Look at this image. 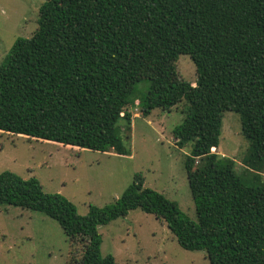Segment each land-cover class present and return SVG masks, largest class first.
I'll use <instances>...</instances> for the list:
<instances>
[{"label": "trees", "instance_id": "1", "mask_svg": "<svg viewBox=\"0 0 264 264\" xmlns=\"http://www.w3.org/2000/svg\"><path fill=\"white\" fill-rule=\"evenodd\" d=\"M180 55L193 62L195 84L178 77ZM143 81L142 117L184 104L173 137L179 148L190 144L184 168L196 221L141 174L112 204L81 216L35 178L6 171L0 205L55 220L73 248L69 264H115L101 255L97 227L136 209L209 264H264V183L244 184L235 160L216 153L223 114L233 112L248 141L244 165L264 169V0H44L32 36L18 38L0 65V132L127 155L120 131L130 133Z\"/></svg>", "mask_w": 264, "mask_h": 264}, {"label": "rangeland", "instance_id": "2", "mask_svg": "<svg viewBox=\"0 0 264 264\" xmlns=\"http://www.w3.org/2000/svg\"><path fill=\"white\" fill-rule=\"evenodd\" d=\"M44 0H0V65L18 38H29L37 28ZM179 78L195 84V67L189 56L180 55ZM148 81L139 83L129 111L130 133L120 131L127 155L101 153L56 143L33 141L0 132V173L23 179L35 178L47 194H59L84 216L90 206L112 204L141 174L144 185L175 201L181 212L196 221L195 207L184 168L190 144L176 145L173 130L184 119V104L171 112L154 109L147 117L139 103ZM248 141L242 135L237 114L225 112L216 153L236 162V173L249 186L264 183V169H247L243 158ZM102 256L115 264H209L203 251L182 249L166 224L136 209L125 217L98 226ZM72 246L59 224L37 212L0 205V264H69ZM79 253V252H78Z\"/></svg>", "mask_w": 264, "mask_h": 264}]
</instances>
